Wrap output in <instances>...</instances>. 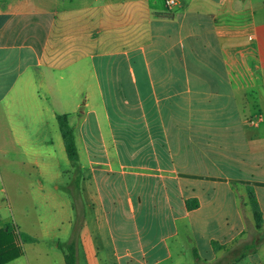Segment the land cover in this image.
I'll return each instance as SVG.
<instances>
[{"label":"crops","instance_id":"obj_1","mask_svg":"<svg viewBox=\"0 0 264 264\" xmlns=\"http://www.w3.org/2000/svg\"><path fill=\"white\" fill-rule=\"evenodd\" d=\"M57 114L69 115L75 129L76 165L67 158ZM137 126L140 138L127 136L126 127ZM165 143L176 182V200L166 194L167 205L178 216L161 239L165 257L154 261L173 258L167 240L179 238V216L187 220L194 254L207 246L213 255V241L244 233L248 186L264 214V0H179L172 11L166 0H0V230L14 224L23 232L12 189L18 206L40 201L64 216L60 222L52 216L50 230L35 208L33 216L26 211L42 225V240L52 233L67 239L74 209L71 195L61 193L62 183L69 189L62 163L78 165L77 191L83 199L90 192L97 204L88 218L76 212L74 219L83 221L87 263L154 264L143 247L131 249V217L116 227L118 243L110 231L111 249L95 214L101 209L107 219L106 200L135 212L132 175L155 176V195L164 192ZM138 154L147 160L133 173L124 159ZM189 199L199 207L188 211ZM162 219L168 228L169 218ZM23 248L8 264H29ZM231 264H264V243Z\"/></svg>","mask_w":264,"mask_h":264},{"label":"rangeland","instance_id":"obj_2","mask_svg":"<svg viewBox=\"0 0 264 264\" xmlns=\"http://www.w3.org/2000/svg\"><path fill=\"white\" fill-rule=\"evenodd\" d=\"M139 114V112H133V114ZM72 124L78 128L77 125L81 122V119L76 117L71 120ZM140 129L134 128V127H126V134L127 136H131V138H140ZM139 136V137H138ZM82 148L84 151L85 157V163H89L90 161V148L87 146V140L85 138H82ZM139 141L138 139H135L133 141L132 145H136L137 148ZM164 152L165 157L163 160L164 165V174H163V191L164 192H158V196L155 194L157 193L156 185L157 180L155 179V176L153 177H137L135 175H132L129 178V183L131 184V199L133 208L135 209V212L132 214L129 213L128 208L126 206H123V204H120L119 206L110 207V203L107 202V211L108 216L107 219L105 218V215L102 214L101 209L98 210V214H95V216H100L102 218V234L103 237L108 244V248L110 247L112 249V245L110 244L109 235L110 231L114 238L116 239V242L118 243L120 240L118 237V230L116 227L123 224V220H126V223H128V219L131 217V232H132V240H131V249L133 252L140 251L143 247L146 251H148V257L149 260L152 261L154 264H175L176 261L179 262V264H207L208 262L211 264H214L219 259H222L227 253V249H232L238 246L239 244L243 242H251L254 238H256L263 230H258L255 227L254 219H253V213L251 210V207L248 203V201L245 202V204L248 207V211L246 212V215L244 218V224L246 226V229L243 234L240 236H237L235 238L229 239L225 242H221L222 249L219 251H214L213 255L209 251L210 249L206 247H200L198 249V257L200 258L199 262L194 254V243L193 239L190 236V232L188 230V223L187 220H184L179 216L180 220L175 226L179 230V238L175 239H169L167 240V243L169 247L171 248L173 258L167 261H164L162 263L155 262V258L163 259L166 255V252H164L163 244L161 243L162 237H165L167 233L172 232V225L173 221L172 218L178 216L176 212H178L177 209H174L172 211L169 206L167 205V197L171 196L172 202H175L176 200V189H174V186H176L174 175H172L169 170H171V159L167 157V144H164ZM147 160L144 156L141 154H138L132 158L126 157L124 159V163L126 166H131L133 168L132 172L134 173L136 171L135 166L142 165L143 161ZM88 161V162H87ZM149 161V160H148ZM69 165H65L62 163V168H67L69 170V189L67 190L65 185L61 184V193L62 194H70L73 199V209H74V216H73V223L71 226L70 234L67 239L59 240L58 238H53L54 233H52V236L50 239L42 240L44 235V229L40 223L37 222L35 217L32 219H27V210L30 211V214L33 216L34 208L39 214L41 221H46V224L48 225V228L52 230V223L51 218L52 216H57L58 222L63 221L64 216L60 213H51L48 212L47 209L42 206L40 201H37L35 204H33V207H22L18 206V194L13 191L12 189H9V196L13 202L14 210H16V221L19 224L20 228L24 233H29L30 235L38 238L39 243L37 244H31L28 246L26 244L27 249V255H28V262L29 264H65L64 257L60 253L61 250L58 249V244L61 243L64 248L67 247L68 243L71 240L72 233L74 230V219L76 212L78 214L82 213L85 215V218H88V214L92 213L93 209L97 204L92 202V196L91 193L86 192L90 195L87 199H83V195L81 191H77V181L76 177L79 174V168L77 166H73L72 168H68ZM128 169V168H127ZM130 170V169H128ZM81 173V172H80ZM90 177H88L86 183L89 180ZM159 179V178H158ZM128 180V179H126ZM160 180V179H159ZM158 180V181H159ZM79 182L81 180L79 179ZM161 183V180H160ZM151 186V187H150ZM159 188V186L157 187ZM161 188V187H160ZM63 189V190H62ZM104 193V192H103ZM122 193V192H120ZM161 193V195H160ZM123 194V193H122ZM239 194V192H238ZM239 196V195H238ZM27 198V197H26ZM78 199V200H77ZM124 199V196H123ZM122 199V200H123ZM127 197L125 198L126 201ZM21 201V200H20ZM19 201V202H20ZM123 203V202H122ZM239 205L241 206V209H245L243 207V200L239 196ZM247 210V209H245ZM244 213V211L242 210ZM162 217H168L169 223L168 228L164 227L162 225ZM77 218V216H76ZM85 221V220H84ZM128 226V224H127ZM166 226V224H165ZM82 227H83V221H82ZM146 232H144V230ZM82 230V229H81ZM143 230V231H142ZM82 233V232H81ZM140 237V238H139ZM101 244H103V241H99ZM110 242V243H109ZM110 244V245H109ZM113 244V243H112ZM59 250V251H58ZM180 251H184L180 253V255H177V253ZM186 252V253H185ZM139 253V252H138ZM79 264H88L87 259L85 257V254L82 250V239L80 238L79 241Z\"/></svg>","mask_w":264,"mask_h":264},{"label":"trees","instance_id":"obj_3","mask_svg":"<svg viewBox=\"0 0 264 264\" xmlns=\"http://www.w3.org/2000/svg\"><path fill=\"white\" fill-rule=\"evenodd\" d=\"M56 119L63 138L67 158L76 165L80 162V155L76 142L75 129L70 123L69 115L57 114ZM246 192L248 203L253 213L255 227L259 231L263 230L264 214L256 191L252 186H248ZM198 207L199 203L196 199H189L186 201V208L188 211L195 210ZM73 226L74 230L67 247L64 248L61 243L58 244L59 250L63 253L65 264H79V241L82 229V220L80 217L76 218ZM37 243H39L38 238L24 232H19L16 225L9 224L6 228L0 230V264H8L22 257L24 254L23 245ZM263 243L264 231L251 242H243L235 248L227 249V254L214 264H231L240 261L248 255L255 254ZM212 247L214 251L222 249V246L216 241L212 242ZM195 256L197 260L201 262L197 252H195Z\"/></svg>","mask_w":264,"mask_h":264},{"label":"built area","instance_id":"obj_4","mask_svg":"<svg viewBox=\"0 0 264 264\" xmlns=\"http://www.w3.org/2000/svg\"><path fill=\"white\" fill-rule=\"evenodd\" d=\"M179 4V0H166V5L169 11H172L174 8H176ZM250 40H253V38H250Z\"/></svg>","mask_w":264,"mask_h":264}]
</instances>
